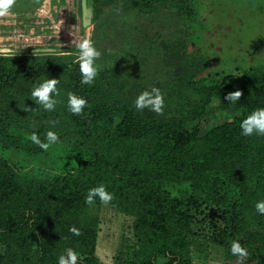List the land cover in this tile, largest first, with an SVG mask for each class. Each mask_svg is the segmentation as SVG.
I'll return each instance as SVG.
<instances>
[{
    "label": "trees",
    "instance_id": "1",
    "mask_svg": "<svg viewBox=\"0 0 264 264\" xmlns=\"http://www.w3.org/2000/svg\"><path fill=\"white\" fill-rule=\"evenodd\" d=\"M114 1L90 5L94 11ZM124 1L139 11L167 2L186 15L196 9L194 0ZM47 78L58 80L51 112L30 97L32 87ZM79 79L78 63L42 54L0 55V138L36 156L43 149L30 134L43 140L51 129L59 140H70L93 173L81 181L71 175L49 181L20 175L0 158V264H56L68 247L79 254V264H102L96 255L99 219L85 215L84 199L101 183L113 203L135 217L131 254L115 264H192L193 224L203 205L221 209L226 230L220 244L229 253L231 242L239 240L246 258L264 264V243L240 237L264 228V215L254 209L264 199V135L242 136L239 128L246 114L264 107V69H249L240 80L228 75L216 85L209 78L190 79L194 90L226 107L227 93H242L232 120L207 130L187 128V120L144 115L121 96L111 69L91 85ZM68 91L86 99L82 114L68 112ZM72 226L79 235L69 232Z\"/></svg>",
    "mask_w": 264,
    "mask_h": 264
},
{
    "label": "rangeland",
    "instance_id": "2",
    "mask_svg": "<svg viewBox=\"0 0 264 264\" xmlns=\"http://www.w3.org/2000/svg\"><path fill=\"white\" fill-rule=\"evenodd\" d=\"M194 5V15H186L171 2L149 12L117 0L94 7L87 31L101 52L97 75L111 69L122 97L134 101L141 91L157 87L163 109L157 113L146 108L141 110L144 115L187 120V128L207 130L231 121L235 103L226 107L213 95L207 98L191 87L190 79L209 78L208 83L216 85L228 75L240 80L249 69H264V0H194ZM84 32L81 0H15L13 13L0 17V49L11 45L13 51L0 55L42 54L73 62L75 41ZM9 145L0 138V158L20 175L49 181L71 175L81 181L93 174L70 140H59L36 156ZM85 215L99 219V262L115 264L130 256L128 248L136 241L134 216L112 200L87 204ZM193 229L192 264H237L220 244L226 230L221 209L203 205ZM240 237L264 243V228ZM243 264L256 263L245 258Z\"/></svg>",
    "mask_w": 264,
    "mask_h": 264
},
{
    "label": "clouds",
    "instance_id": "3",
    "mask_svg": "<svg viewBox=\"0 0 264 264\" xmlns=\"http://www.w3.org/2000/svg\"><path fill=\"white\" fill-rule=\"evenodd\" d=\"M15 0H0V17H5L13 13ZM43 10H38V14ZM74 63H78V71L80 74L79 82L82 85H91L97 75L98 64L96 61L101 56V52L97 49L94 41L90 38L85 26L84 36L75 41ZM41 51V49H37ZM13 46L9 45L0 49V52L11 54ZM110 51V50H109ZM58 80L55 78H47L35 84L30 92L31 100L37 106L45 111H53L56 107L58 94ZM241 91H232L225 95L224 99L229 103L240 101ZM87 101L82 96L68 91L66 94V107L68 112L76 115L83 113ZM164 100L160 89L151 87L141 91L134 100V107L137 110L149 109L154 112H161ZM240 134L242 136L264 135V107H256L250 113L246 114L239 123ZM30 140L39 146V148L47 151L53 145L59 142L58 134L51 129L44 133L42 140L36 132L30 134ZM86 204H93L95 201L107 204L112 200V193L106 190L103 183L91 187L87 190L84 197ZM254 209L258 214L264 215V199L257 200ZM69 232L73 235H79V229L75 226L70 227ZM232 256L235 257L237 264H243L244 259L248 256V251L241 245L239 240H233L229 249ZM79 254L71 247L65 248L57 257L56 264H79Z\"/></svg>",
    "mask_w": 264,
    "mask_h": 264
},
{
    "label": "water",
    "instance_id": "4",
    "mask_svg": "<svg viewBox=\"0 0 264 264\" xmlns=\"http://www.w3.org/2000/svg\"><path fill=\"white\" fill-rule=\"evenodd\" d=\"M91 0H81V9H82V25L85 28L91 26L93 23V7L90 5ZM53 49H41V51H38L37 49L35 52H40V53H51L53 52Z\"/></svg>",
    "mask_w": 264,
    "mask_h": 264
}]
</instances>
